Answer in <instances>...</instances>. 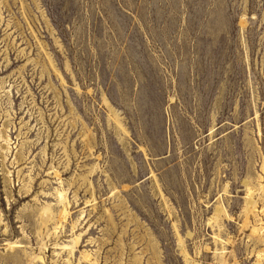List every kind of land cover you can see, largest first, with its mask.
<instances>
[{
  "label": "rangeland",
  "instance_id": "obj_1",
  "mask_svg": "<svg viewBox=\"0 0 264 264\" xmlns=\"http://www.w3.org/2000/svg\"><path fill=\"white\" fill-rule=\"evenodd\" d=\"M64 207L47 264H264V0H0V257Z\"/></svg>",
  "mask_w": 264,
  "mask_h": 264
},
{
  "label": "bare ground",
  "instance_id": "obj_2",
  "mask_svg": "<svg viewBox=\"0 0 264 264\" xmlns=\"http://www.w3.org/2000/svg\"><path fill=\"white\" fill-rule=\"evenodd\" d=\"M243 25H245V22H243ZM107 104L109 105L108 101L106 100ZM111 111L113 112V114L116 117L117 120V129L120 132H124V134L126 133V128L125 126L122 124V122L120 121V113H118L116 110H114L110 105H109ZM60 194L61 198H64V192H58ZM64 200H67L66 198ZM257 209V203L254 201H250L248 203V206L246 208V213L247 216L249 217V215L254 214L255 211ZM41 217H38V221H39V225L41 226V228L38 230V235H39V241L41 243V249H40V254H27L25 253V257L26 259H24V256L20 257V256H16L13 259L14 264H47L46 263V258H45V251L47 250L48 246H49V242H51L53 240V238L55 236H58L60 234L59 230H62L65 227V223H67L68 221V217L70 216V213L68 211V208H65L60 212L59 215V219L58 221H56L53 217V214H51V217H49L48 215H38ZM52 221V229L47 232V237L46 238H42L41 237V233H43L44 227L46 226L48 221ZM260 230L259 229H254L252 232V235H255L256 233H259ZM261 241L264 243V239H261ZM80 243V237H77L74 239V245L75 246H68V245H59L57 244V247H61L62 250H71V252H75L76 247H78V244ZM10 252L11 251H15L16 252V244L14 243H10ZM27 251V250H26ZM28 252V251H27ZM89 258V256L87 257ZM2 260H4V264H9V260L7 259H2L0 257V264L2 263ZM58 262H54V264H56Z\"/></svg>",
  "mask_w": 264,
  "mask_h": 264
}]
</instances>
